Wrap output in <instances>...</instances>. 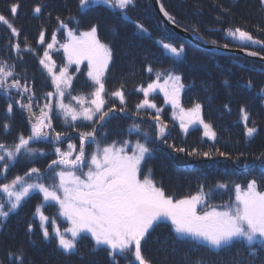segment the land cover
Returning a JSON list of instances; mask_svg holds the SVG:
<instances>
[{
  "label": "rangeland",
  "instance_id": "374dc122",
  "mask_svg": "<svg viewBox=\"0 0 264 264\" xmlns=\"http://www.w3.org/2000/svg\"><path fill=\"white\" fill-rule=\"evenodd\" d=\"M140 1L144 0H134V6H130L125 12L121 13L118 9L110 8L99 2V0H89V6L84 8H81L79 6V0H69L67 5V7H69L68 12L62 11L60 9L53 11L56 25L60 27L61 21L65 25H67L66 28L60 27L62 30V34L60 35L58 30H56L55 28H53L52 33L48 30L43 31L45 33V40L49 38V43H51L52 35L55 34L56 41H60L59 45L61 46L62 44L69 42V29H71L76 36H79L80 33L88 31L92 26L97 27L98 38L102 43L107 44L112 51V60L109 62L108 68L105 71L104 75L106 103L103 110L109 111L110 108H115L116 110L109 112V115L105 118L104 121L96 120L95 122H89L78 120L76 122H72L69 119L68 123H65L63 114L57 107H55L57 98L47 96L48 92H54V86L51 83V77L39 63V60L43 58L44 52L46 50L49 52L52 61L55 62L56 59L53 56L54 51L52 49H55V47H57V42L52 49H47V46L45 48H42L43 44L39 42V34L42 31L38 33L37 42H35L34 44L26 43L27 39L25 38L24 43L20 45L21 51L28 52L27 50H25V48L26 46L30 47L32 51L29 52L34 55L35 62L37 63L35 67L36 75L30 80V86H32V83H34L35 86L36 82V87L35 89H33V91L30 90V97L37 98L39 106L41 108H44L45 104H52L53 109L49 113V115L54 113L53 111H55L57 115L55 114V119L51 120V129H45V131H47L49 134L47 139L32 141L29 147L34 149V153L31 155L28 153H21L17 157L16 161L10 164L9 170L6 173L0 174V183L11 182V180L14 179L15 176H24L25 173L29 172L31 168H39V179L35 174H33V176H31L30 178L25 177V179L30 183H44L46 186H53L54 184H58L59 178L55 175V173L65 169L63 165H52L53 160L59 159L55 150L59 148L62 152H67L69 151V144L76 145V150L72 152L71 157L72 159H74L78 154L80 147V134L82 132L92 131L93 129L96 130L94 141L89 140L85 143L86 164L81 168L75 170L76 174L81 175L82 178L83 173H86L88 171L87 162L90 161L92 153L96 151L97 145H99L100 148H103L108 145L115 144L117 148L124 147L127 154L131 155L137 142L146 144L148 147H151V144L154 143L156 144V146H158V156L169 155L172 157H176L177 155H185L184 151H178V149H180L179 142H182L184 140L189 141L192 134L194 135L199 132L202 137L204 136V138L210 139L209 137L204 135L203 126L200 124L190 125L188 131L185 132L181 128L180 120L178 118H174V113L176 114V116H178L179 110L173 109L171 103H166L164 93L157 89L155 92L149 94L148 99L152 103H154L157 108L161 109L160 121L166 127L163 138L158 137V141L155 142V138L160 135L159 128L157 127V121L154 119L156 115V109L145 108L137 110L136 105L144 99L143 93L137 91V89L141 86L146 88L149 83H152L154 80H156L157 73L161 74V78L159 81L161 84H163L164 78L167 76V74L171 73L172 75H178L181 77L180 82L183 84V88L179 93V104L184 109H189L192 108L195 104L199 103L194 102L192 99H186V102L183 101L184 82L181 73L182 71L185 72V69H188L189 67L193 69H195L196 67L201 68L202 71L200 73L196 71V76L198 75V82L203 80L204 77L210 79L211 85H213V89L217 90V95L220 98H222V96L224 98L230 93V96H233L235 94L236 91H232L233 85H231L228 93L224 91L222 85V77H230L233 80H237V71L228 66L227 61L225 60V58H223L228 55L211 52L208 49L202 47V45L191 42V39L181 36L172 28H170L156 13L155 8L152 7L153 12L158 16L157 19H159V21L162 22V25L165 27V30H160L159 24L153 19L151 13H146L145 15H143L144 11L143 7L141 8L142 4L140 3ZM185 1L188 3V5H190L187 12H185V17L196 23L194 25L200 24L202 22L200 26L202 29H204V23L208 24L210 19L208 18L209 16L215 15L219 12H223L225 8L232 7L227 4H233L234 0ZM137 13H139V15ZM225 18L229 19L230 16L226 15ZM137 24L143 25L146 31H141L140 29H138L136 27ZM205 30L210 33L215 32L213 27H211V30ZM227 31L229 30H225L223 32ZM156 33H159L158 37L156 36ZM189 33L193 34L202 43L206 41L204 37L200 35L198 36L190 30ZM4 38L8 41V43H11L12 36L10 34L4 36ZM154 40L159 46H163V44L168 43L176 47L175 44L179 40H184L189 44H184L180 41V47H183L184 49L183 53L180 56H174L170 51L165 49V55H162L160 58H158L157 56L159 55L156 56L153 51L150 52L149 50V47L154 44ZM260 41L264 42V36H262V39H260ZM259 45L264 46V43H261ZM127 47H129V49ZM12 48L15 49L14 46ZM59 48L64 53L63 48ZM14 53L16 55L19 54V52H17L16 50H14ZM138 55H143L144 57L139 58L140 61H137ZM167 59H171L172 61L169 62L167 61ZM138 63L140 65L148 64V67L151 66L153 71L151 73L146 71V73L142 77L133 76L138 74V72L140 71ZM174 64L175 66L177 65V67H175ZM66 65L68 69V75L72 78V87L69 90L71 92V95H84L87 97L89 92L92 90L91 81L89 80L87 75L88 61L84 60L79 65H69L66 57ZM115 65L117 66V70ZM176 69H180V72L176 71ZM55 70L56 67L54 71ZM57 73H59V70ZM147 79H149L148 82L144 83ZM259 79L264 82V77ZM246 82L244 83V86L247 85ZM236 84L237 83H234V86ZM121 86H123L122 90L125 93L126 103L124 105L120 104L118 98L112 97L110 95L111 92L121 89ZM47 87H49V89L45 93L38 95L39 92L45 90ZM240 88L242 89L244 87L240 86ZM252 90H254V85L251 82V88L249 89V91ZM7 93L8 94L5 95L3 99L11 100L10 90H8ZM190 102H192L193 105H190ZM64 103H70L73 106H76V102L71 100L67 93L65 95ZM120 108H123L125 110L119 111ZM22 109L25 117L29 118L30 122H26L25 120H23L24 118L22 115L24 114L23 112H21ZM22 109L20 107L13 108V110L16 111L14 112V118L11 120V125L7 123V116L5 114L1 116L0 113V132L4 133V131H2V123H7L8 125V131L5 135L3 134L0 137V143H6L5 145L11 146L14 142H18V137L21 134H23L25 137H28L30 135L31 124L35 121V116H38L39 112L33 109L32 113L34 115L30 116V113L27 110H25L24 108ZM201 118L203 119L204 123L211 125V123H208L204 118L202 106ZM213 118H215L214 121L216 120L217 127L219 128L220 124L217 122L216 116H213ZM56 124L57 126H60L62 128L61 131L55 130L54 125ZM133 125H139L140 131L137 132L135 129H133ZM77 126L80 128L84 127L85 129H79L77 128ZM211 127L212 131H214L216 134V131L214 130L212 125ZM130 130H134L136 131V133H131ZM56 133H60L59 140L56 139ZM145 134L147 135L145 136ZM215 137H217V135H215ZM221 153L224 152L218 151L217 153H215V159L211 160L206 158L213 155H209L206 157L202 154V152H197L196 154L191 156L195 159H200V162L206 161L214 167V171L209 172L207 175H202V170H194L193 172L195 178L208 177L209 180H213L216 178H220L218 177V175L222 171L227 176V179H219L218 181H215L210 185H206L204 183V187L200 186L198 182H196L195 184L190 183V181L183 182L185 180V176H183L181 183L179 182V180L177 182L176 177H173L172 179L175 180L172 181L178 184L172 185L170 187H165L160 178L157 177L158 173H161L158 168L163 170L165 165L158 163L160 162V160L156 157L158 160H156L154 163L157 166H154L148 160L150 156L147 158L146 163H142V175L140 176V178L143 179L144 175L147 174L148 169H151V178L154 180L157 187H161L164 190L165 195L171 196L173 200L185 199L193 195L202 194L205 195L206 199L205 202L197 206L198 213L203 214L205 211H210L212 208H216L217 210H224L226 206L235 204V186L240 185L242 188H246L248 182L255 178H250V176L245 178L244 174L241 173V170L242 172L250 171L247 169L245 163H241L239 161H235L234 163L232 161V158V164L228 163L225 160L227 155L225 153L224 155H221ZM152 154L153 151H151V155ZM3 163L4 162H0V169H2ZM201 175L203 177H201ZM5 176L7 177V179H5ZM256 181L258 190L264 191V182L261 183V181L259 180ZM221 185H224L225 187H221ZM0 197H3L2 193H0ZM38 206L41 208L43 214L49 217V222L45 224V227L48 228L50 234L53 233V225L51 223V221L53 220H55V227H59L62 232H64L66 228L70 227L68 220L60 215L59 205L56 204L55 201H49L45 203L43 201L42 193L33 191L32 193H30L29 197L26 198L24 202H22L20 208L17 209L16 212L11 213L6 220L0 218V264H19V261L16 260V257L23 256L19 254V252H21V249L19 248H28L29 246H32V248H35V250L27 249V251L25 250L23 252V254H28L29 252H31L30 259L23 256L24 264H52L51 260L46 261V259H44L46 257L44 256V254H48L47 257H49L51 254L50 252H55L57 257H63L66 255L71 256L72 254H76L78 251L84 252L86 250L105 249V251L108 252V250L104 246L97 247L89 233H81L76 241V250L69 253H65L58 247V241L56 240L54 234L52 235V239L50 240H41L40 237L41 235L43 237V230L40 227L41 221L39 219V216L36 214V209ZM158 224H161V226H159L157 232L149 241L151 247L154 246L158 241L162 240L165 237L168 238L171 235H174L177 238L196 240L190 237L178 236L175 233L174 229L171 227L170 220H161L157 222V224H155L153 228H155ZM29 225L32 226L31 232L28 231ZM152 229L150 230V232L152 231ZM65 235L68 238H71L70 233H65ZM148 237L149 236H147L146 239H148ZM196 241L205 244L212 250L219 251L226 246H236L235 244H241L242 246L246 245L264 247V245H260L259 242H256L253 245H249L247 241L239 239L231 242L229 245L223 246L221 249H215L208 245L206 242L200 240ZM15 242H17L16 246ZM143 243L144 242H142V244ZM39 251H41L43 255H41ZM53 255L54 254L52 253L51 257H55ZM123 264H129V262L125 261L123 262Z\"/></svg>",
  "mask_w": 264,
  "mask_h": 264
},
{
  "label": "snow or ice",
  "instance_id": "6c2138e0",
  "mask_svg": "<svg viewBox=\"0 0 264 264\" xmlns=\"http://www.w3.org/2000/svg\"><path fill=\"white\" fill-rule=\"evenodd\" d=\"M104 5L118 9L121 13L125 12L130 6H134V0H99ZM264 5V0H261ZM81 8L89 6V0H79ZM20 5L14 3L10 11L15 16L18 14ZM164 16L169 20L174 18L164 10L161 5L160 9ZM34 13L39 14L42 11L41 6L34 8ZM0 22L7 25L13 36L19 37L20 32L13 26L9 20L0 15ZM61 28H66L62 21ZM136 27L141 31H146L143 25L137 24ZM97 27L92 26L88 31L76 36L69 29V42L62 44L64 54L67 57L68 64L79 65L82 61H88V78L91 81L92 90L88 96H72L69 91L72 87V78L68 75L67 67L61 68L59 73L54 71L56 65L52 61L49 52H44L43 58L39 63L51 77V83L54 86V92H48V97H56L57 107L64 116L65 123L69 119L72 122L84 120L95 122L96 120L104 121L109 112L115 111L110 108L104 111L105 100V82L104 75L112 60V51L107 44L100 41L97 36ZM228 35L239 39L241 42H251L253 44L264 43L241 28L230 29ZM52 42L47 44V49H52L55 45L56 35H52ZM39 42H45V33L39 34ZM17 52H20L19 43L14 45ZM163 47L170 51L174 56H180L184 49L177 48L172 44L165 43ZM25 50L32 51L26 46ZM252 56L259 53L251 52ZM15 66L0 63V89L6 92L9 89H16L20 95L28 93L30 89L26 85H21L15 77ZM147 71L151 73L153 69L148 67ZM12 82L9 83V79ZM161 74H156V80L149 83L145 88L141 86L137 91L142 92L144 99L136 105L139 109H156L154 119L157 121L160 137L163 138L165 125L160 121L161 109L157 108L148 97L150 93L159 89L164 93L165 102L171 103L173 109L179 110V115L174 118L180 120L181 128L187 132L190 125L200 124L203 126L204 135L210 139H215V132L212 131L210 124L204 123L201 118V106L195 104L192 108L184 109L179 104V93L183 88L180 82L181 77L178 75L167 74L163 84L160 81ZM170 85V87H169ZM121 89L110 93L112 97L118 98L121 105L126 103L125 93ZM76 102V106L64 103L65 95ZM21 108L26 109L30 116L32 113L31 97L27 104L16 101ZM47 111H46V110ZM52 104H45L44 108L35 121L31 124V133L28 137L21 134L18 142L8 146L0 143V162L3 163L0 174L9 170L10 164L16 161L21 153L33 154L34 149L29 147L32 141L47 139L48 132L45 129H51L52 117L49 113L52 111ZM125 109L120 108L119 111ZM8 113L13 111L12 104L8 105ZM243 111V110H242ZM247 122V114L243 117ZM133 129L140 131L139 125H133ZM3 131H8V125L3 126ZM256 132L254 127L247 128V135L253 136ZM96 130L82 132L80 134V147L78 154L72 159V152L76 150V145L69 144V151L62 152L57 148L56 154L58 160H53L52 165H63L65 170L56 172L59 183L53 186H46L44 183L28 182L25 177H31L33 174L39 179L40 169L31 168L24 176L17 175L11 182L0 183V218L6 220L11 213L20 208L22 202L29 197L33 191H38L43 195L45 203L55 201L59 205L60 215L65 217L70 227L64 232L59 227H55V220L51 221L53 233L50 234L45 224L49 222V217L45 216L38 206L36 214L41 221L40 227L43 230V239L50 240L54 234L58 241V247L65 253L73 252L77 248V238L81 233H89L97 247L104 246L108 250V255L112 258L113 264H116L118 255H125L129 258V264H152L142 252V242L150 234V230L157 222L161 220H170L171 227L178 236L190 237L196 240L206 242L215 249H221L225 245L239 239L253 245L259 242L264 245V191H259L255 179L248 182L246 188L240 185L235 186V204L226 206L224 210L212 208L203 214L198 213L197 206L205 202V195L197 194L185 199L173 200L171 196H166L161 187H157L151 178V169L141 179L142 163L147 162L151 155V149L146 144L137 142L131 155L127 154L124 147L117 148L115 144L100 148L97 145L96 151L92 153L90 161L87 162L88 171L81 175L76 174V169L86 164L85 143L93 140ZM147 134H145L146 136ZM56 139H60V133H56ZM183 152L184 149H178ZM193 153H189L192 155ZM204 156L210 154L205 152ZM224 155V153H221ZM51 167V166H50ZM5 179L7 177L5 176ZM221 187H225L221 185ZM62 193V195H61ZM28 231H32L29 225ZM65 233H70L68 238ZM249 255L254 256L255 251L250 249ZM19 264H24L23 256L16 257ZM242 264V262H241Z\"/></svg>",
  "mask_w": 264,
  "mask_h": 264
},
{
  "label": "trees",
  "instance_id": "16d2710c",
  "mask_svg": "<svg viewBox=\"0 0 264 264\" xmlns=\"http://www.w3.org/2000/svg\"><path fill=\"white\" fill-rule=\"evenodd\" d=\"M68 1L69 0H0V15L6 17L20 32L19 37L13 36L7 25L0 22V63L6 62L10 66L14 65V79L19 80L21 85H26L31 91L36 87V82L35 86L34 83L30 86V80L36 75L35 67L37 63L35 62L34 55L29 51L23 52L21 50L19 54L16 55L14 53V50L16 49H13L12 47L17 43L20 45L24 43L25 38L27 39L26 43L34 44L37 42V36L40 31L48 30L52 33L53 28H55L61 35L62 30L56 25L53 11L60 9L68 12ZM14 3L20 5L18 14L15 16H13L10 11L11 5ZM140 3L142 4L141 8L143 7V15L151 13L153 19L159 24L160 30H165L162 22L157 19L158 16L153 12V6L151 5L150 0L140 1ZM161 3L169 15L174 18L176 23L192 31L196 35L204 37L206 41L221 46L247 48L264 55V46L253 44L251 42H241L239 39L229 36L228 31L223 32L225 30L241 28L242 30L248 31L254 39H262V36H264V7L260 0H234L233 4H227L232 7L225 8L223 12L209 16V22L208 24L204 23V29L200 26L202 22L194 25L196 23L185 17V12H187L190 6L185 0H161ZM37 5L42 8L41 13L39 14H36L33 11ZM137 14L139 15V13ZM226 15L230 16V18H225ZM211 27L214 28L215 32L210 33L205 30H211ZM8 34L12 36L11 43H8L4 38V36ZM156 36L158 37L159 33H156ZM180 41L181 40L175 44L176 47H180ZM181 42L189 44L184 40ZM48 43L49 38L45 40L42 48H45ZM59 43L60 41L56 43L57 47L52 49L55 52H53V56L56 59V72L67 66L66 57L63 51L59 48L61 47ZM127 48L129 49V47ZM149 50L150 52L153 51L156 56L159 55L157 56L158 58L165 55V48L157 45L155 40L154 44L149 47ZM137 57V61H140L139 58L144 56L138 55ZM223 58L227 61V65L235 69L238 73L237 80H233L230 77H222V85L226 93L229 92L231 85H233L232 91H236L233 96H230V93L224 98L223 96L220 98L217 95V90L213 89L210 79H207L206 77L198 82L196 71L200 73L202 71L201 68L196 67L193 69L189 67L188 69H185V72H181L184 82L183 101L186 102V99H192L194 102H197L202 106L204 118L208 123H211L216 131L217 137H215V139H207L204 138V136L202 137L199 132L194 135L192 134L189 141L184 140L179 142V147L180 149H184L185 155H177L176 157L169 155L158 156V146L154 143L151 144V147L149 148H151L153 154L150 155L148 160L154 166H157L154 162L158 159L160 160L158 163L165 165L163 170L158 168L161 173H158L157 176L160 178L161 182H163L165 187L178 184L172 181L175 180L172 179L173 177H176L177 182L179 180L181 183L183 176H185L183 182L190 181V183L193 184L198 182L202 187H204V183L210 185L219 179H227V176L223 171L218 175L220 178L213 180H209L208 177L195 178L194 170H202V175H207L209 172L214 171V167L208 162H200V159L191 157L197 152H202V154L207 152L210 155H213L206 158L209 160L215 159L214 155L218 151L224 152L227 155L225 160L228 163L232 164V158L234 163L235 161H239L246 164L247 169L250 171L242 172L241 170V173L244 174L245 178L250 176V178H255L256 180L261 181V183L264 182V82L259 79L264 77V68L260 63L245 58H235L230 56ZM167 61L171 62L172 60L167 59ZM138 66L140 71L133 76L142 77L147 71L148 64L140 65L138 63ZM115 67L117 70L116 65ZM175 67H177V65ZM176 71L180 72V69H176ZM12 79L13 78L9 79V83L12 82ZM148 80L149 79L144 83L148 82ZM245 82L247 83L246 86H244ZM251 82L254 85V90L249 91L251 88ZM234 83L237 84L234 86ZM240 86H243L244 88L241 89ZM48 89L49 87L39 92L38 95L45 93ZM9 90L11 100L3 99L8 93L4 89H0V113L1 116L3 114L7 116V123L11 125V120L14 118V112L16 110H13V112H11L12 114L8 113V105L12 104L13 108L20 107V104L16 103V101L27 104L30 98V91L20 95V93L14 88ZM31 103L32 110L35 109L40 114L42 108L39 106L38 99L31 97ZM189 104L193 105L192 102ZM21 112H23V109ZM53 112L54 113L50 114V116L52 119H55V114L57 115V113L55 111ZM245 114L248 116L247 122L243 119ZM22 116L24 118L23 120L30 122L29 118L25 117V114ZM213 116H216L217 122L220 124L219 128L217 127L216 120L214 121L215 118H213ZM7 123H2V127ZM54 126L56 131H61L62 128L60 126H57V124ZM249 127H254L256 129V132L251 137L247 135V128ZM77 128L82 130L85 129L84 127L80 128L78 126ZM2 135L3 132H0V137ZM158 137H160V135L155 138V142L158 141ZM189 153L193 154L189 155ZM202 175L201 177H203ZM159 226H161V224H158L152 229L148 235V239L142 244V252L147 259L152 261V264H241V262L242 264H264L263 246H242L241 244H235L236 246H226L219 251L212 250L210 247L196 240L177 238L176 236L171 235L168 238H163L151 247L149 241L155 235ZM40 239L43 240L42 237H40ZM16 244L17 242H15V246ZM19 249H21L19 254L23 255L25 258L28 257V259L31 258V252L28 254H23V252L25 250L27 251V249L35 250L32 246ZM250 249L255 251L254 256L249 255ZM39 253L43 255L41 251H39ZM50 253L49 257H47L48 254H44V256H46L44 259H46V261L51 260L52 264H113L112 258H110L105 249L86 250L84 252L78 251L76 254L63 257H57L55 252ZM52 253L55 257H51ZM125 261L129 262L127 256L118 255L116 264H123Z\"/></svg>",
  "mask_w": 264,
  "mask_h": 264
},
{
  "label": "water",
  "instance_id": "95a60500",
  "mask_svg": "<svg viewBox=\"0 0 264 264\" xmlns=\"http://www.w3.org/2000/svg\"><path fill=\"white\" fill-rule=\"evenodd\" d=\"M153 7L155 8L157 14L161 17V19L174 31H176L178 34L181 36H184L185 38L191 39V42H194L196 44L202 45V47L208 49L211 52L214 53H230L235 56L239 57H248V58H253L256 60H259L264 63V57L257 55V56H252L249 53L251 51L248 50H243V49H232V48H221V47H216L214 45L208 44V43H202L199 41L193 34L189 33L188 31L184 30L183 28L179 27L176 25L172 20H169L168 17L164 16V13L160 10L161 9V3L160 0H151Z\"/></svg>",
  "mask_w": 264,
  "mask_h": 264
}]
</instances>
